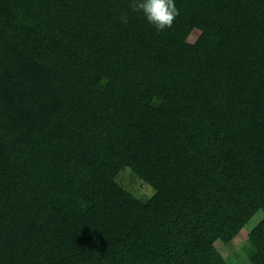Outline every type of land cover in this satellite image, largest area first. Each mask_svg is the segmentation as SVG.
Instances as JSON below:
<instances>
[{
  "label": "trees",
  "instance_id": "16d2710c",
  "mask_svg": "<svg viewBox=\"0 0 264 264\" xmlns=\"http://www.w3.org/2000/svg\"><path fill=\"white\" fill-rule=\"evenodd\" d=\"M131 2L0 0V264H264V0Z\"/></svg>",
  "mask_w": 264,
  "mask_h": 264
},
{
  "label": "clouds",
  "instance_id": "9594fccd",
  "mask_svg": "<svg viewBox=\"0 0 264 264\" xmlns=\"http://www.w3.org/2000/svg\"><path fill=\"white\" fill-rule=\"evenodd\" d=\"M130 8L133 12L141 13L158 32L170 29L180 14L175 0H132ZM120 20L127 24L128 16L122 15Z\"/></svg>",
  "mask_w": 264,
  "mask_h": 264
},
{
  "label": "rangeland",
  "instance_id": "374dc122",
  "mask_svg": "<svg viewBox=\"0 0 264 264\" xmlns=\"http://www.w3.org/2000/svg\"><path fill=\"white\" fill-rule=\"evenodd\" d=\"M189 41L194 44H199V42L201 41V31L194 30L189 37ZM123 178H124V183L126 185H132V189L136 192L137 195H146V196L152 195L153 189L147 184L141 182L137 178L132 180V175L130 171H124ZM261 216L262 214H260V216H256L255 221L259 220ZM248 233H249V227L247 226L229 244L227 245L219 244V249L223 253V255L227 259L235 261L232 262V264H238L237 263L238 260L235 258V251L239 250L246 243Z\"/></svg>",
  "mask_w": 264,
  "mask_h": 264
}]
</instances>
